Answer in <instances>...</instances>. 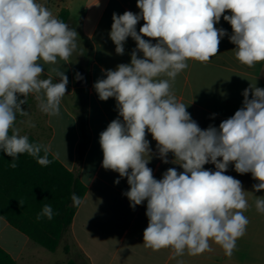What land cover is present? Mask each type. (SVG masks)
I'll use <instances>...</instances> for the list:
<instances>
[{
	"label": "clouds",
	"instance_id": "9594fccd",
	"mask_svg": "<svg viewBox=\"0 0 264 264\" xmlns=\"http://www.w3.org/2000/svg\"><path fill=\"white\" fill-rule=\"evenodd\" d=\"M137 7L138 14L113 13L109 34L119 55L128 37L136 42L130 63L103 70L106 78L94 84L100 100L115 98L122 117L100 133L102 167L127 178L130 188L124 195L130 207L147 202L146 248L195 256L209 251L211 240L231 257L247 230L248 201L241 181L225 173L234 164L237 173H251L258 181L255 192L264 190V88L251 84L233 116L218 128L201 129L188 105L178 101L173 84L189 60L206 64L217 55L228 33L214 25L226 11L231 15L223 19L232 28L229 40L236 45V59L248 67L264 62V0H137ZM141 19L145 23L138 33ZM77 37L74 28L37 0H0V151L12 158L10 168H17L19 155L25 153L41 166L52 163L50 146L29 142L15 124L18 115L29 116L22 105L30 94L42 113L60 115L68 77L51 67L47 78H41L43 65L69 63ZM76 79L84 78L77 73ZM28 126L35 124L29 120ZM146 133L157 142L155 155L168 163L172 153V162L183 172L169 168L162 179L154 178L147 166L154 153ZM208 163L216 170L205 169ZM71 199L76 207L83 203L75 193ZM255 207L264 213V198H257ZM55 214L45 204L37 219L51 220Z\"/></svg>",
	"mask_w": 264,
	"mask_h": 264
},
{
	"label": "crops",
	"instance_id": "0c3cea01",
	"mask_svg": "<svg viewBox=\"0 0 264 264\" xmlns=\"http://www.w3.org/2000/svg\"><path fill=\"white\" fill-rule=\"evenodd\" d=\"M37 2L45 5L58 19L62 11H67L69 15L65 23L75 30L87 29L90 49V59L85 67L82 65L84 50L79 45L69 63L59 60L57 65H43L45 72L41 78H47L51 67H59L68 77L69 83L60 105V115L50 117L42 113L34 96L30 94L27 103L22 105L29 116L18 115L15 124L21 130V135L33 137L41 144L50 146V154L86 186L83 203L58 249H65L85 264H217V257L226 261L228 256L222 247L211 240L210 250L195 256L189 255L187 251L182 256H176L171 248L159 251L146 248L143 244V232L148 226L147 202L137 205L135 209L130 207V201L124 195L130 188L127 178H120L119 173L102 167L100 133L114 119L122 117H119L115 98L100 100L94 84L98 79L106 78L103 70H115L121 63H130L131 53L137 47L136 42L128 37L124 44V54L119 55L115 52V44L109 34L113 13L122 15L125 11H131L138 14L140 9L137 7V0ZM223 15L231 13L226 11ZM223 15L214 26L225 29L228 35L221 39L217 55L206 64L189 60L188 67L176 77L173 84L178 101L188 105L187 111L201 129H207L209 125L218 128L222 121L233 116L243 106V91L251 84L264 88V62L248 67L236 59V45L229 40L232 28L223 19ZM144 23L143 19L137 23L138 33ZM151 42L156 43L155 40ZM138 55L142 57V53ZM41 63L43 64L42 61ZM77 73L85 75V86H78ZM29 120L35 127L28 126ZM81 120L86 123V139L81 133ZM146 139L154 153L147 165L153 170L154 178L162 179L163 173L169 168L183 172L180 165L172 162V153L168 154V163L155 155L157 142L150 133H146ZM204 168L216 170L211 163L205 164ZM225 174L240 180L243 189L247 191L248 209L244 215L249 223L244 236L237 240L234 250L241 256L239 264L246 263L247 254L256 255L255 264H264V213L258 212L255 207L256 199L264 198V190L255 192L253 185L258 181L252 178L251 173H237L234 164L229 165ZM117 179L120 180L119 184L114 183ZM0 247L18 264H46V259L49 258L44 252L48 250L12 227L1 216ZM67 256L70 257L68 254Z\"/></svg>",
	"mask_w": 264,
	"mask_h": 264
},
{
	"label": "trees",
	"instance_id": "16d2710c",
	"mask_svg": "<svg viewBox=\"0 0 264 264\" xmlns=\"http://www.w3.org/2000/svg\"><path fill=\"white\" fill-rule=\"evenodd\" d=\"M68 15L67 11H62L59 19L65 22ZM80 129L86 139L84 120L80 121ZM29 142L40 143L33 137H29ZM48 158L52 163L41 166L35 158L21 154L17 159L18 167L12 169L9 167L12 158L0 151V216L33 242L54 253L80 207L73 205L71 196L75 193L83 200L86 186L50 152ZM45 204H50L57 214L51 220L47 217L38 220L37 215ZM0 264L18 263L0 247Z\"/></svg>",
	"mask_w": 264,
	"mask_h": 264
},
{
	"label": "rangeland",
	"instance_id": "374dc122",
	"mask_svg": "<svg viewBox=\"0 0 264 264\" xmlns=\"http://www.w3.org/2000/svg\"><path fill=\"white\" fill-rule=\"evenodd\" d=\"M79 16V15H78ZM87 29H77L78 37L76 40L77 45L81 47V49L84 50V57H82V65L85 67L90 59V49L88 45V37H87ZM237 244V242H236ZM64 250V251H63ZM57 249L56 253H51L49 251H44L49 258L46 259V264H85L84 262L80 261L77 256H74L72 254H69L65 249ZM69 255L70 257H66V255ZM222 254H220L221 256ZM256 255L255 254H247L245 261V264H255L256 262ZM70 258V259H69ZM241 259V256L237 252H233L232 256L229 257L226 261L222 260L221 258L217 257V264H239V260ZM70 260V261H69Z\"/></svg>",
	"mask_w": 264,
	"mask_h": 264
},
{
	"label": "water",
	"instance_id": "95a60500",
	"mask_svg": "<svg viewBox=\"0 0 264 264\" xmlns=\"http://www.w3.org/2000/svg\"><path fill=\"white\" fill-rule=\"evenodd\" d=\"M83 76V80H78V86L80 87H83L86 85V80H85V75H82Z\"/></svg>",
	"mask_w": 264,
	"mask_h": 264
}]
</instances>
